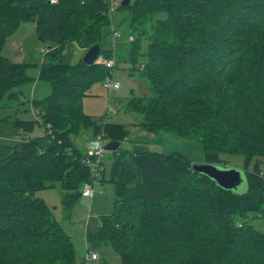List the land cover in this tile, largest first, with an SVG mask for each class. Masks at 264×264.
I'll return each mask as SVG.
<instances>
[{"label": "trees", "instance_id": "obj_1", "mask_svg": "<svg viewBox=\"0 0 264 264\" xmlns=\"http://www.w3.org/2000/svg\"><path fill=\"white\" fill-rule=\"evenodd\" d=\"M118 8L133 37L124 60L149 90L126 110L142 115L146 131L199 142L204 163L243 157L246 190L223 189L176 152L122 149L123 125L83 112L90 88L116 67L105 66L111 55L102 49L108 0H0V105L34 80L30 67L49 85L31 101L33 120L3 118L22 136L0 159V264H76L70 236L38 193L58 188L61 209L70 210L93 181L112 184L114 200L85 240L108 244L120 264H264V231L255 225L264 221V0H130ZM27 22L49 45L38 65L1 55ZM70 43L100 44L103 60L63 63ZM35 125L43 135L28 137ZM82 129L119 143L107 178H94L74 145Z\"/></svg>", "mask_w": 264, "mask_h": 264}, {"label": "rangeland", "instance_id": "obj_2", "mask_svg": "<svg viewBox=\"0 0 264 264\" xmlns=\"http://www.w3.org/2000/svg\"><path fill=\"white\" fill-rule=\"evenodd\" d=\"M121 0H114V4L110 7L111 25L106 29V35L102 39V49L111 55L113 59V42L111 27L121 35V39L115 42V61L116 67L112 70L109 79L119 82L120 87L117 90L108 92L103 88V81L95 83L89 90V96H85L82 101V110L85 114L91 116L96 123L100 124L103 121L121 124L127 131V136L121 142L122 149H133L134 146L143 147L149 151L172 153L176 152L187 158L191 165L203 164L204 156L203 149L199 142L177 137L171 133H152L144 130L139 126L142 120V115L137 112L126 110V104L132 97H142L149 93L147 83L139 79L136 73H133L129 68L130 64L124 60L127 54L128 44L124 43L129 35L128 25L126 21L127 14L118 8ZM46 42H42L36 36L35 26L31 22L23 23L19 29L9 37L2 50L1 55L11 61H21L30 65H38L43 60V54L48 48ZM87 49L81 48L75 43H70L66 46L62 62L74 65L79 62ZM103 60L100 56L99 61ZM28 75L34 80L23 85L21 90L29 99L31 93L28 90H34V98L42 99L49 93V85L45 81L38 80L37 69L30 67L27 70ZM45 86L48 90L43 96L38 92ZM33 87V88H32ZM2 103L6 102V97ZM25 101V102H24ZM20 98L18 101L12 102V110H3L0 108V115L9 112L8 115H14L17 110L18 117L25 120H33L35 118V109L31 102H27ZM1 103V104H2ZM29 104V105H28ZM4 107V106H3ZM3 113V114H2ZM20 115V116H19ZM25 115V116H24ZM43 129L40 125H35L28 137H37L43 135ZM92 136V131L82 129L73 137L74 145L86 154V143ZM107 141L104 140V145ZM222 161L219 168L242 170L243 157L237 155H220ZM112 156L106 152L103 158L104 177H108L109 167L112 163ZM264 170V163H263ZM94 195L92 199L79 197L71 206L70 210H63L60 205V197L57 194L58 188L43 190L38 193L42 197L46 205L53 212L55 220L58 221L65 234L70 236L73 242L75 251L76 264H85L86 248L93 250L97 255V260H89L86 264H120L119 258L113 252L111 247L106 244L94 248L86 243L85 232L86 228L91 232L98 224L100 216L108 215L113 207V186L107 182L96 183L93 186ZM246 190V181L243 179L236 192ZM69 214V215H67ZM257 228L264 231V221L255 222Z\"/></svg>", "mask_w": 264, "mask_h": 264}, {"label": "water", "instance_id": "obj_3", "mask_svg": "<svg viewBox=\"0 0 264 264\" xmlns=\"http://www.w3.org/2000/svg\"><path fill=\"white\" fill-rule=\"evenodd\" d=\"M130 0H121L120 6L126 7ZM101 55L100 44H95L89 47L83 55L81 61L87 66H91ZM119 147L118 142H108L104 145L107 152L117 150ZM192 170L204 174L212 179L218 186L226 190L236 191L243 181V174L241 170L219 168L217 165L203 163L192 166Z\"/></svg>", "mask_w": 264, "mask_h": 264}, {"label": "built area", "instance_id": "obj_4", "mask_svg": "<svg viewBox=\"0 0 264 264\" xmlns=\"http://www.w3.org/2000/svg\"><path fill=\"white\" fill-rule=\"evenodd\" d=\"M108 2H109L110 7L112 6V4H114V0H108ZM110 13H111V10H110ZM111 34H112L113 52H114L115 42L121 39V35L117 33L112 27H111ZM126 41H132V37L128 36ZM114 65H115L114 56H113V59H109L105 62V66L107 68H113ZM119 87H120L119 82L109 79V77L103 81V88L106 89L108 92L117 90L119 89ZM86 155H87V158L84 160V164L90 168L92 176L96 178V175L101 170L100 169L101 167L100 159L102 156L105 155L103 140L99 137L90 139L86 146ZM95 184H96L95 181L94 183L83 184L81 188V196L84 198L92 199L93 194H94L93 186ZM91 257L92 259H95L98 256L97 254L96 255L92 254Z\"/></svg>", "mask_w": 264, "mask_h": 264}, {"label": "crops", "instance_id": "obj_5", "mask_svg": "<svg viewBox=\"0 0 264 264\" xmlns=\"http://www.w3.org/2000/svg\"><path fill=\"white\" fill-rule=\"evenodd\" d=\"M13 62L21 63V61H13ZM21 89H20V91L17 94V99L15 98V99H10L9 100V99L6 98L7 101L5 103L3 102L0 105V108L2 109V111L5 110V109L6 110H9L11 112L14 111V110H12L14 106L9 107V105H12V102L18 101L20 98H23L24 100L27 99L28 100L27 101L28 103L31 102L33 99H35L34 98V93H35L34 90H31V92H30V90H28V93H31L32 94V95L28 96V97H30L28 99L27 96H25L24 92ZM47 90L48 89L45 86H43L41 88V90L38 92V94L41 95V96H43L44 94H46V91ZM4 113L5 114L2 113L3 115H0V159L6 157L10 153V151L12 150L13 147H15L16 145H18V144L21 143V136H22V131H20L19 129L15 128L13 126V124H11L9 122H6V121H3V118L8 117V116H17L18 117L19 112L16 110L13 113L14 115H8L9 112H7V113L4 112ZM89 140L90 139H88V141ZM86 146H87V143H86ZM134 147H137V146H134ZM104 169L105 168H104V165H103V171H104ZM57 194L59 195V197H61V193L59 191L57 192ZM40 198L43 201H45L42 197H40ZM67 215H69V214H67Z\"/></svg>", "mask_w": 264, "mask_h": 264}, {"label": "bare ground", "instance_id": "obj_6", "mask_svg": "<svg viewBox=\"0 0 264 264\" xmlns=\"http://www.w3.org/2000/svg\"><path fill=\"white\" fill-rule=\"evenodd\" d=\"M130 37H132V36H130ZM133 38V37H132ZM35 113H36V111H35ZM88 143V142H87ZM119 148V147H118ZM105 150V149H104ZM106 152L107 151H105V154H106ZM103 158H104V156H102L101 157V159H100V171L98 172V174L96 175V179H98V178H100V174H101V172L103 171ZM84 162V161H83ZM88 167V166H87ZM89 168V167H88ZM89 170H90V168H89ZM92 183H94V181L92 182ZM92 254H95L96 255V253L94 252V251H92V250H86V256H85V264H86V262H88L89 260H97L98 259V257H96L95 259H92V257H91V255ZM98 256V255H97Z\"/></svg>", "mask_w": 264, "mask_h": 264}]
</instances>
